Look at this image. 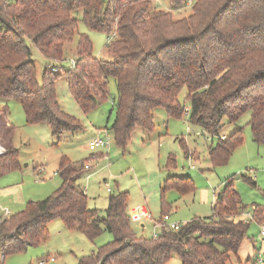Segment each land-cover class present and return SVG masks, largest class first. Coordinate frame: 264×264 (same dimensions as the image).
Returning <instances> with one entry per match:
<instances>
[{
    "label": "trees",
    "instance_id": "16d2710c",
    "mask_svg": "<svg viewBox=\"0 0 264 264\" xmlns=\"http://www.w3.org/2000/svg\"><path fill=\"white\" fill-rule=\"evenodd\" d=\"M166 1L172 8L187 3ZM190 6L187 15L175 19L171 9L156 8L150 0H0V113L16 100L29 124L46 123L54 135L81 129L56 98L54 81L61 68L44 70L39 82L27 42L48 61H62L77 31L74 12L81 9L88 28L110 38V57L95 56L88 34L79 33L74 64L64 72L84 112L108 98L114 79L117 99L110 129L116 145L124 148L136 127L152 131L158 107L169 117L185 112L191 123L212 134L224 117L235 122L249 111L252 139L264 143V0H191ZM183 88L188 108L179 100ZM241 142V127L219 138L208 150L213 164L225 163ZM5 147L0 174L19 166L17 149ZM172 161L169 156L166 166ZM85 168L61 155L58 187L0 220V264L5 255L45 241L48 224L56 218L90 239L102 231L113 236L76 264H167L173 254L181 264H234L231 255L237 257L235 264H249L255 258L237 256L249 222L243 220L246 206L231 182L217 195L210 216L193 217L177 230L162 229L146 238L131 227L126 191L109 195L103 217L87 206V194L76 185ZM169 187L183 193L192 191L193 183L188 176L169 175L162 191ZM251 208L254 221L264 224V205Z\"/></svg>",
    "mask_w": 264,
    "mask_h": 264
},
{
    "label": "rangeland",
    "instance_id": "374dc122",
    "mask_svg": "<svg viewBox=\"0 0 264 264\" xmlns=\"http://www.w3.org/2000/svg\"><path fill=\"white\" fill-rule=\"evenodd\" d=\"M150 2L156 8L171 9L175 19L191 11L189 0L179 8H172L166 0ZM74 15L79 19L77 31L72 41L66 43L62 61H48L36 46L29 40L27 42L39 82L44 70L48 71L51 66H59L57 71L61 68L54 81L56 98L61 110L78 120L81 129L54 135L46 123L29 124L21 103L16 100H9L7 110L0 113V143L16 148L21 170L28 169L33 175L35 183L31 187L37 195L34 199H41L58 187V158L66 155L69 159L88 166L76 180V185L84 189L88 197L87 206L96 209L100 217L105 216L109 195L118 191L127 192L129 208L142 204L146 206L151 219L141 221L143 226L140 222H131L136 236L153 237V219L159 220L164 212L169 214L171 221L182 223L193 217L210 216L217 195L230 182L239 193L246 211L251 212L252 204L264 205V143H256L252 139L248 123L249 111L244 112L235 122L224 117L217 133L212 134L191 123L187 113L184 112L180 117H169L164 108L158 107L154 110L152 131L136 127L124 148L115 144L110 129L115 118L113 102L115 104L117 99L114 79L109 80L108 98L88 112H84L75 101L67 83L64 71L70 66L71 59H74L79 33L88 34L95 56L105 59L110 57L106 35L88 28L82 20L81 9L76 10ZM185 95L186 90L183 88L179 93V100L188 108ZM6 120L12 124V129L5 125ZM238 127L242 128V142L233 149L225 163L213 164L208 154L209 147ZM104 130L110 136V146L89 149L88 141L96 136H104ZM169 156H172L173 161L167 167ZM34 167L42 168V171L35 174ZM169 175L188 176L193 183V190L181 193L177 188L169 187L162 191L165 178ZM2 178L4 176L0 177V183ZM162 198L167 204L165 209L161 208ZM1 208L7 209L5 202H0ZM260 230L259 223L249 222L248 238L242 242L237 252L241 261L260 253L263 260L261 264H264V235H260ZM160 232L161 230L157 234ZM112 238L110 232L102 231L90 239L78 230L66 228L56 218L48 224L45 241L7 254L2 262L76 264L82 255L96 251ZM252 260L249 264H260L255 258ZM230 261L237 263V257L231 255ZM167 264H181V261L178 255L173 254Z\"/></svg>",
    "mask_w": 264,
    "mask_h": 264
},
{
    "label": "crops",
    "instance_id": "0c3cea01",
    "mask_svg": "<svg viewBox=\"0 0 264 264\" xmlns=\"http://www.w3.org/2000/svg\"><path fill=\"white\" fill-rule=\"evenodd\" d=\"M5 125L8 126L12 124L7 120ZM34 168L35 169H33V172L35 174H39L42 171L41 170L42 168H37V167ZM27 170L28 169L22 171L19 165L17 168H14L12 170L0 174V177L4 176V178H2L3 179L2 182L0 183V202L1 201L5 202V206L7 207V211L9 212V214L22 209L28 200L31 199L36 200L34 198H37V195L33 193L34 191H32V187H31V185L35 183L34 180L32 179L33 175L30 174ZM18 171H20L21 174ZM14 173H18V174H14ZM131 208L132 207L130 208L128 207V210L130 211ZM4 217H6V214L4 208H1L0 220ZM140 225L143 226V222H140Z\"/></svg>",
    "mask_w": 264,
    "mask_h": 264
},
{
    "label": "built area",
    "instance_id": "2783aa9c",
    "mask_svg": "<svg viewBox=\"0 0 264 264\" xmlns=\"http://www.w3.org/2000/svg\"><path fill=\"white\" fill-rule=\"evenodd\" d=\"M191 2V0H189V3ZM110 41V38L108 39L107 42ZM74 64V60L71 59L70 61V65ZM51 69L54 71H57V69H59V67L57 66H51ZM105 131V130H104ZM104 136H96L93 139H91L88 142V148L91 150H94L98 147H109L110 146V136L108 134V132H104ZM224 138V136L222 137ZM5 148L1 143H0V154L3 153L5 151ZM85 167H88L87 165H85ZM109 190V188H108ZM6 216L9 214V212L7 211V209H4ZM130 214V219L132 222H141L143 220H150L151 219V215L150 212L148 211V209L145 207L144 204L142 205H138L135 207H132L129 211ZM243 220L246 222H250V221H254L252 212L250 211H244L243 214ZM182 222H177V221H171L170 220V216L169 214H163L159 220H153V226H152V231H153V236H157V232L159 230L162 229H172V230H177L180 228V226L182 225ZM261 225V230H260V235H264V226L262 224ZM255 259L261 264L263 262L260 253L255 254ZM42 261H40L41 263Z\"/></svg>",
    "mask_w": 264,
    "mask_h": 264
}]
</instances>
